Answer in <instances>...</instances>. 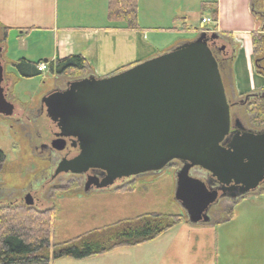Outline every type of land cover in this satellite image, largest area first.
Wrapping results in <instances>:
<instances>
[{"label":"water","instance_id":"1","mask_svg":"<svg viewBox=\"0 0 264 264\" xmlns=\"http://www.w3.org/2000/svg\"><path fill=\"white\" fill-rule=\"evenodd\" d=\"M219 38L202 33L163 55L105 78L70 82L45 97L60 130L52 149L65 150L71 138L80 151L61 161L55 176L100 170L105 177H89L85 189L102 190L178 161L175 200L193 225L209 223L219 199L254 192L264 182V129L230 133L220 66L208 44ZM6 88L0 56V115L11 116ZM225 189L238 192L227 196ZM25 201L31 205L32 197Z\"/></svg>","mask_w":264,"mask_h":264},{"label":"crops","instance_id":"2","mask_svg":"<svg viewBox=\"0 0 264 264\" xmlns=\"http://www.w3.org/2000/svg\"><path fill=\"white\" fill-rule=\"evenodd\" d=\"M177 2L179 5H174L172 0H138L139 29L133 30L123 22L108 18L109 0H0V23L10 28L7 44L0 53L2 64L7 69L15 70L14 64L20 59L51 63L80 55L91 66L88 76L104 78L123 67L152 59L194 41L196 38L187 39L184 35L195 33L191 25L192 15L198 8L208 11L206 14L209 15L203 18L211 17L213 9L218 11V21L213 26L219 35L233 41L235 49L243 47L241 36H250L251 40L255 36L264 41V25L256 29L250 12V0H198V5L193 7L182 4L181 0ZM214 3L212 9L209 8L208 4ZM178 26H182V29H178ZM165 28L168 29L163 32ZM142 30L151 31L152 38L148 45L142 44L140 47L138 36ZM37 32L52 35V53H28V40ZM11 36L17 42L22 41L20 45L24 42V52L14 57L8 54ZM35 46L39 47L38 44ZM252 48L254 50L253 40ZM228 66H224L227 76ZM48 71L56 76L49 66ZM255 74V78L262 82L260 89H264L263 74L258 71ZM12 76L10 73L6 77V93L15 108L19 104L25 111L37 108V101L41 99L35 93L29 98L30 104L21 103L17 96L19 93L13 96ZM61 78L57 79L56 76L57 80L45 95L66 88L68 81L64 80L61 84ZM24 93L29 95L28 90ZM14 100L18 102L14 103ZM116 193L122 197L129 194L110 190L94 194L106 199L115 197ZM90 196L81 194L75 199H89ZM232 204L236 206L232 218L197 225L186 220L188 223L173 227L153 241L83 260L62 259L55 264H264V192ZM240 204L242 210L239 211L237 208ZM89 213L92 214L90 209Z\"/></svg>","mask_w":264,"mask_h":264},{"label":"rangeland","instance_id":"3","mask_svg":"<svg viewBox=\"0 0 264 264\" xmlns=\"http://www.w3.org/2000/svg\"><path fill=\"white\" fill-rule=\"evenodd\" d=\"M172 2L174 5L178 4L177 0H172ZM181 3L193 7L198 5V0H181ZM206 12L208 11L201 8L194 12L191 25L195 33H187L184 37L187 39L197 37L196 30L204 27L201 23L202 18L209 15ZM167 29L165 28L163 32H166ZM178 29L181 30L182 26H178ZM150 32L149 30H142V33H139L140 47L142 44L148 45L150 43L152 38ZM239 38L243 47L228 51L229 66L227 72L229 76H225L224 82L229 92L246 95L259 90L262 82L255 78L256 67L251 37L241 36ZM21 42H17L11 36L8 42L10 48L8 54L10 56L14 57L19 55L18 53L24 52V42L20 45ZM28 42V53L34 51V54L41 55L54 51L50 33H34ZM37 44L39 47L35 46ZM160 55L163 54L158 56ZM7 73L13 74V96L19 93L17 95L18 100L26 104H30L29 98L34 93L40 99L43 98L56 79V76L51 75L49 71L31 79L22 78L13 68H8ZM98 76L100 77V75ZM64 80L72 81L73 78H61L60 83L63 84ZM25 90H28L29 95L24 93ZM17 102L14 100V103ZM39 102L37 101V103ZM56 132V126L44 114L37 116L36 111L33 114L29 113V111L23 110L20 104L12 117L0 116V150L7 157L6 166L2 167V171H0V194L2 195L0 206L10 203L24 205L25 198L29 195L32 197L33 204L31 207H36L40 211L56 209L57 217L52 227L56 243L68 241L90 231L102 229L143 214H185L174 197L177 169L181 167L176 163H171L159 173L148 174L136 179L134 181L136 182V190L123 197L116 193L115 197L105 199L92 191L89 193L92 195L89 199L76 200L75 197L85 193L86 176L71 177L68 176L69 173H64L56 176V180H51V175L59 161L74 157L77 154L75 150L69 148V145L61 153H49V151L45 152L42 149L43 145L50 146ZM193 176L200 178L201 175L194 173ZM129 182L125 181L123 184L126 185ZM118 184L121 183H116L114 187ZM116 190L119 191L118 189H111L110 191ZM231 205L230 202L221 200L214 205L210 210L212 211L210 217L212 222L215 223L226 218V209ZM89 209L92 214L89 213ZM237 210H242L241 204ZM255 248L258 255L259 245L257 244Z\"/></svg>","mask_w":264,"mask_h":264},{"label":"trees","instance_id":"4","mask_svg":"<svg viewBox=\"0 0 264 264\" xmlns=\"http://www.w3.org/2000/svg\"><path fill=\"white\" fill-rule=\"evenodd\" d=\"M208 5L212 9L215 3ZM250 12L256 25H259L264 14V0H250ZM108 18L111 21L125 23L128 29H139L138 0H109ZM211 18L215 23L218 21L217 10L213 9ZM9 30L10 28L0 23V48L7 42ZM252 40L253 55L257 58L262 55L264 44L255 36H252ZM40 63L20 59L14 67L21 77L31 79L42 75L38 71ZM48 66L56 76L73 79L88 76L91 69L80 55L56 60L48 63ZM248 111L254 115V124L264 125V98L257 99ZM6 161L5 153L0 150V171L6 166ZM118 190L131 193L136 190V182L128 183ZM235 210V205L226 209L228 219L234 216ZM56 217V209L40 211L12 203L0 206V264H54L62 258L83 260L115 249L134 247L153 241L185 221V217L179 214H143L56 243L52 232Z\"/></svg>","mask_w":264,"mask_h":264},{"label":"flooded vegetation","instance_id":"5","mask_svg":"<svg viewBox=\"0 0 264 264\" xmlns=\"http://www.w3.org/2000/svg\"><path fill=\"white\" fill-rule=\"evenodd\" d=\"M233 44L234 43H233L232 40H228L227 38H222V37H221V39L219 38L218 40L212 41L210 43V46H211V48H212V50L214 52V55H215L217 61L219 62L221 75L223 77V83H224V86H225L226 98H227V101H228V104H229V111H230V121H231L230 133L235 132L237 134V133H243V132H247V131L248 132L261 131V130L264 129V125L263 126H258L256 124H254V122H253L254 115L250 114L248 109L251 106V104H253L257 99H261L262 98L263 93H264L263 89L256 91L257 93L255 95L257 97L248 98V99H247L248 95L241 97V96H239L237 94H233V93L229 92L226 89V84L224 82V78L226 76L225 73H224V66H226V64H229V56L227 54L228 52L223 54V51H220V49H221V47H222V50L225 49V48H228V47H232ZM263 44H264V42H263ZM234 49H235V47H232L231 51L234 50ZM263 50H264V47H263ZM262 54H264V52H262ZM255 67H256V69H257V71L259 73H264V56L261 57V58H258L256 60ZM9 80H11V79L9 78ZM58 90H60V89H58ZM55 91H57V90H55ZM37 105L38 106H37V108L35 110L37 112V116H39L40 114H44L48 118V116L46 114V110L47 109H46L44 104H41V100H40V102ZM48 120H49V118H48ZM56 128H57V132L54 134V138H55V136L57 134L60 133V130L58 129L57 126H56ZM68 145H69V148H71V150H75L77 152V154L74 156V157H76L79 154L78 145L75 144L74 141L71 138H67L66 139V149L68 148ZM42 149L45 152L49 151V153H53V151L50 149V147L48 145H43ZM74 157H71V158H68V159H72ZM174 163L178 164V162H174ZM57 166H58V164H57ZM54 172L51 175V180L52 181L56 180V178L52 179L54 177ZM105 175L106 174L104 172H102L100 170H94V169H90L87 172L86 175H84V174L83 175H75V174H70V173L68 174V176H71V177L86 176L87 179L89 177H91V178H96V179H99V180H102L105 177ZM145 175H148V174H145ZM145 175H142L141 177H144ZM141 177H138V178H141ZM125 181L126 180H120V181L118 180V181H116V183H123ZM237 192H238V190H236V189H225V194L227 196L231 195V194H236ZM263 192H264V182L262 184H260V186L254 192H252V193H250V194H248L246 196H252V195H255V194H261ZM219 194L221 195V193H219ZM0 200H2V195L1 194H0ZM227 200H230V199H228V197H225L221 201L224 202V201H227ZM227 202H229V201H227ZM230 203H236V201L233 200ZM211 212L212 211H209L210 217L212 216Z\"/></svg>","mask_w":264,"mask_h":264},{"label":"built area","instance_id":"6","mask_svg":"<svg viewBox=\"0 0 264 264\" xmlns=\"http://www.w3.org/2000/svg\"><path fill=\"white\" fill-rule=\"evenodd\" d=\"M209 22H210L209 19H204V20H203V23H209ZM45 69H46V66L43 65V64H41V65L38 67V70H39V71H44Z\"/></svg>","mask_w":264,"mask_h":264}]
</instances>
